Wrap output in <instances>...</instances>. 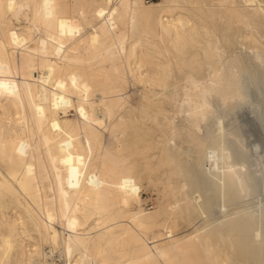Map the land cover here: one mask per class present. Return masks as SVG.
<instances>
[{"label":"bare ground","instance_id":"1","mask_svg":"<svg viewBox=\"0 0 264 264\" xmlns=\"http://www.w3.org/2000/svg\"><path fill=\"white\" fill-rule=\"evenodd\" d=\"M0 173V264H264V0H0Z\"/></svg>","mask_w":264,"mask_h":264},{"label":"rangeland","instance_id":"2","mask_svg":"<svg viewBox=\"0 0 264 264\" xmlns=\"http://www.w3.org/2000/svg\"><path fill=\"white\" fill-rule=\"evenodd\" d=\"M146 1L147 2H153V1L154 2H159L160 0H146ZM21 16L23 17V19L31 20V16L26 12L25 8H21ZM15 25H16V31H17V30L25 27L26 26V22L23 21V20H20L19 22L15 23ZM236 42H237V46L235 48ZM236 42H234L235 44H233V47L232 46L229 47V49H228L229 51H230V48H233V49H231L230 52H233L234 51V52L238 53V49H240L238 47V46H240V42L237 41V40H236ZM248 46H243V48L245 49V47H246V49L248 50ZM247 50L246 51L244 50L243 52L246 53V54H250V51L249 50L247 51ZM227 54H229V53H227ZM132 90H134V91H130L131 101L133 103H136V101H137V94L138 93L136 92L135 89H132ZM247 108H244V110H243L244 115H243V113H242V115L239 113L240 115L238 114V116L240 117V120L243 121V123L246 124L245 127H248L247 128L248 130L249 129H253L251 131V133L253 132L252 133V137L247 141V145L249 144L248 147L250 148V147L254 146L255 144H257L259 142L258 140H260L261 137H259L260 136L259 129L258 128L255 129V127L252 128L253 127L252 120L248 117V115L250 114V112L252 110L250 111V109H247ZM69 116L70 117L68 119H71V120L78 119V115L75 112H72ZM61 117H64V116L61 115ZM107 142L109 143L110 140L107 139ZM142 177H143V180L145 179V181H146V182L145 181H142L141 186H140V188H141V191H140V194L141 195L140 196H141L142 200L144 201V203L146 204V205L145 204L143 205V208H145L148 211H153V208L156 207V205L158 204V198H159V192L158 191H159V188H154L151 185H149V186L147 185L148 184V181L146 179L147 178V174L143 173L142 174ZM1 178H2V174L0 173V179ZM142 185H143V187H142ZM218 188H219V190L221 189L220 186ZM249 199L248 200H244L241 204H238L235 207H230L227 210L221 209L220 208L221 205H220L219 208H216L215 209L216 211L217 210L218 211L217 212L214 211V215H213L212 218L209 219L208 223L209 222L210 223L212 222V224H215L216 225V223L218 224L220 221H222L225 216L232 215L235 212H238L240 214H242L243 212H244V214L252 213L253 211H255L256 207L254 205H250L253 202H252V198H249ZM137 209H138V207L134 203H132L130 205V207H129V210L130 211H137ZM195 225H196L197 228L204 227V224L199 223V222H195ZM181 226H182V228H180V230L178 229L179 231L177 232L179 234L178 236H180V237L181 236L183 237V235L186 236L188 233H191V232H193V230H195V229H193L194 226L188 227L187 224H185V223L184 224L180 223V227ZM190 228H192V229H190ZM58 256L59 255L56 253L55 254V257H54V260L56 259L55 262H54L55 264H57V263L58 264H61V262H60L61 260H60V258H58Z\"/></svg>","mask_w":264,"mask_h":264}]
</instances>
